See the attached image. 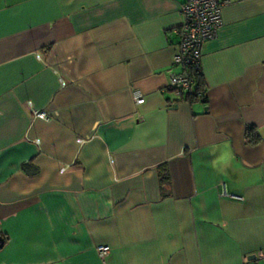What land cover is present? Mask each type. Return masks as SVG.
<instances>
[{
	"label": "crops",
	"instance_id": "crops-1",
	"mask_svg": "<svg viewBox=\"0 0 264 264\" xmlns=\"http://www.w3.org/2000/svg\"><path fill=\"white\" fill-rule=\"evenodd\" d=\"M184 1L0 0V264H264V0H221L193 102Z\"/></svg>",
	"mask_w": 264,
	"mask_h": 264
},
{
	"label": "built area",
	"instance_id": "built-area-1",
	"mask_svg": "<svg viewBox=\"0 0 264 264\" xmlns=\"http://www.w3.org/2000/svg\"><path fill=\"white\" fill-rule=\"evenodd\" d=\"M227 1L221 0H185L180 6L182 17L181 25L175 29L178 37L176 52L172 57V66L179 67L180 73H169V89L179 97L191 91L193 79L190 68L200 69L202 52L205 44L213 40L222 26L221 11ZM135 104L141 105L143 98L139 92L133 94ZM29 106H31L29 104ZM33 119L47 120L44 112L32 111ZM81 141H79L80 143ZM65 169H61L64 172ZM225 193V191H224ZM235 200L241 198L231 197ZM98 255L101 259L108 254V247H98ZM257 260L264 263V250L256 256Z\"/></svg>",
	"mask_w": 264,
	"mask_h": 264
},
{
	"label": "trees",
	"instance_id": "trees-1",
	"mask_svg": "<svg viewBox=\"0 0 264 264\" xmlns=\"http://www.w3.org/2000/svg\"><path fill=\"white\" fill-rule=\"evenodd\" d=\"M190 75L193 79V85L191 91L184 96L185 101L193 102L197 100H205V83L203 76L201 74V70L198 68H190L189 69ZM254 133V134H253ZM257 134L251 127H247L246 129V140L249 145H255L259 141L256 137ZM160 182L162 185V192L166 194L165 187L168 185V174L165 169L161 171Z\"/></svg>",
	"mask_w": 264,
	"mask_h": 264
},
{
	"label": "water",
	"instance_id": "water-1",
	"mask_svg": "<svg viewBox=\"0 0 264 264\" xmlns=\"http://www.w3.org/2000/svg\"><path fill=\"white\" fill-rule=\"evenodd\" d=\"M1 244V243H0Z\"/></svg>",
	"mask_w": 264,
	"mask_h": 264
}]
</instances>
